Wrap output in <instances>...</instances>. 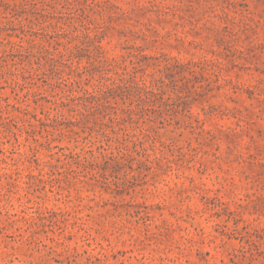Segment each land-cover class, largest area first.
<instances>
[{
    "label": "rangeland",
    "instance_id": "374dc122",
    "mask_svg": "<svg viewBox=\"0 0 264 264\" xmlns=\"http://www.w3.org/2000/svg\"><path fill=\"white\" fill-rule=\"evenodd\" d=\"M0 264H264V0H0Z\"/></svg>",
    "mask_w": 264,
    "mask_h": 264
},
{
    "label": "trees",
    "instance_id": "16d2710c",
    "mask_svg": "<svg viewBox=\"0 0 264 264\" xmlns=\"http://www.w3.org/2000/svg\"><path fill=\"white\" fill-rule=\"evenodd\" d=\"M71 55V54H70ZM135 55V54H134ZM140 61H133L132 68L128 71L126 66H122L121 64L116 63L115 74L118 76L117 80H112L111 85H100L98 86V94L91 95V100L96 103V110L102 106L103 108L112 107L109 103V98L121 97L130 100V103H135V108L140 112L144 111V104L151 103L153 99L161 98L159 96L161 92V86L166 82L163 78L161 70H158L159 75L154 73H149V84H146V81L141 77L139 81L135 80L136 73L140 68ZM138 66V67H137ZM169 69V67H166ZM121 69V71L117 70ZM110 77H107V80H110ZM114 108V107H113ZM114 110V117H117V109ZM121 112L126 113L129 118H132V111L127 109H121ZM137 114V113H135ZM121 148V149H120ZM116 147V153H110V155H102L104 165H109L113 162H117L119 159H125L128 155V149L124 147ZM85 159L84 162L85 163Z\"/></svg>",
    "mask_w": 264,
    "mask_h": 264
}]
</instances>
